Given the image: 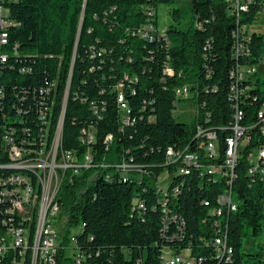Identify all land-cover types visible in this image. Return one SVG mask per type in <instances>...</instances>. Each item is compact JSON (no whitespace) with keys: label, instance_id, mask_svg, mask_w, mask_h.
Returning a JSON list of instances; mask_svg holds the SVG:
<instances>
[{"label":"trees","instance_id":"16d2710c","mask_svg":"<svg viewBox=\"0 0 264 264\" xmlns=\"http://www.w3.org/2000/svg\"><path fill=\"white\" fill-rule=\"evenodd\" d=\"M175 2L173 22L163 35L159 7ZM10 7L20 23L10 31L11 42H18L20 53L32 58L25 65L33 72L21 76L7 71L6 83L41 85L59 77L62 87L70 79L63 146L81 160L90 149L93 155L92 166L73 177L67 173L60 187L67 229L56 264H75L66 255L74 228L79 229L74 248L80 260L86 258L85 264H160L165 246L177 252L190 248L194 257L205 258L202 264L215 263L208 245L216 233L209 211L222 207L217 199L221 185L207 183L196 170L175 177L185 181L178 196L172 183L168 196L157 183L166 170L176 174L175 165H166L169 148L197 153L204 163L220 161L207 158L199 148V125L217 131L222 142L231 134L235 110L228 95L237 62V19L225 0H19ZM254 13H244L241 21H251ZM147 23L156 27L152 40L138 35ZM253 39L250 60L255 62L264 51V36L254 34ZM121 83L129 125L122 120L114 91ZM187 85L198 109L192 122L178 121L174 114L175 88ZM243 87H250V80L243 81ZM259 93L255 88L242 104L245 125L257 121L262 97L254 96ZM90 127L95 129L92 143L82 140ZM255 133L248 148L260 143ZM222 152L224 157V147ZM124 162L138 165L142 173L124 174L118 168ZM248 169L246 157H241L239 209L223 217H229V242L235 249L230 264H264L262 256L245 245V239L264 232V180L251 177ZM165 210L185 219L182 232L174 224L163 233Z\"/></svg>","mask_w":264,"mask_h":264},{"label":"built area","instance_id":"2783aa9c","mask_svg":"<svg viewBox=\"0 0 264 264\" xmlns=\"http://www.w3.org/2000/svg\"><path fill=\"white\" fill-rule=\"evenodd\" d=\"M18 2L19 0H0V264H56L65 236V233L63 236L60 234V226H55V220L62 222L64 216L58 199L60 187L67 173L70 172L73 177L79 175L83 168L92 166L93 155L90 149L81 160L76 151L65 150L63 146L70 79L68 84L62 87L59 77L45 84L30 86L19 83L9 85L4 79L7 71H16L21 76L33 72L32 66L25 65L29 64L32 58L21 54L19 43L13 44L10 38L11 29L20 26V23L12 18L10 7ZM225 2L237 19V27L233 31V57L237 62L230 72L231 85L228 95L235 110L233 122L229 127L231 134L222 142L217 131L199 125L196 133L199 148L207 158L220 161L204 163L197 153H189L187 149L176 151L169 148L166 165H175L176 174H170L166 170L158 177L157 183L163 196H168L171 183L172 190H177L178 196L182 193L185 181H178L175 177L187 176L192 170H196L198 175L204 178L202 180L221 185L222 190L217 199H222V207L209 211L212 226L216 231L208 243L214 251L213 264H230L234 259L235 249L229 242V217H223L239 209L240 200L236 185L241 157H246L248 161V174L264 180V51L258 55L255 62L250 60L254 52V34L264 36L254 28L255 24L262 22L264 26V0ZM253 9L254 17L251 21L243 23L242 15L250 13ZM152 13L154 12L151 9L150 14ZM155 30L153 23H147L140 28L138 35L152 40ZM60 59L63 60L62 57ZM166 72L173 75L170 67H167ZM243 80H250V87H243ZM259 80L263 81L261 85ZM255 88L261 92L254 96L255 99L262 97L257 121L245 125L242 104L253 94ZM114 91L117 93L122 120L129 125L132 123L131 114L125 105L123 84L117 85ZM175 98H178V103L193 100L190 87L187 85V93H179V87L175 88ZM197 114L196 106L195 117ZM208 121L209 118H206L205 122ZM255 131L260 143L248 148L252 132ZM83 133V141H95L94 127L85 129ZM118 168L126 175L133 171L142 173L138 165L126 162ZM163 175H169L170 178L165 177L162 181ZM174 178L177 180L173 184ZM136 202L139 207H144L143 203L138 200ZM163 204L166 206L167 201L164 200ZM165 211L167 213L162 222L163 233L168 232L169 227L174 224L182 232L186 228L185 219ZM78 232L79 229L76 228L75 232L71 231L66 255L72 257L75 264H85L86 258H74V246H78ZM176 237L177 235L171 236V240ZM69 250L72 254H69ZM262 258L264 260V255ZM160 261V264H202L205 258L194 257L190 248L177 252L170 246H165Z\"/></svg>","mask_w":264,"mask_h":264},{"label":"rangeland","instance_id":"374dc122","mask_svg":"<svg viewBox=\"0 0 264 264\" xmlns=\"http://www.w3.org/2000/svg\"><path fill=\"white\" fill-rule=\"evenodd\" d=\"M178 5V2H175L171 5H161L159 7L158 13H159V20L160 25L163 27V30L167 28L168 25H170L173 22L172 16H171V10ZM263 23V22H262ZM255 24L254 28L258 31H260L264 35V26L263 24ZM184 27L187 28L188 23L185 22ZM196 113V104L193 100L188 101H182L178 103L177 109L175 110V117L178 121H185V122H192V120L195 117ZM165 175V174H164ZM162 176V181L166 177L167 179L170 178L169 175ZM161 181V182H162ZM55 226L59 227V232L63 236V234L66 232V217L63 216L62 222H57ZM71 231L75 232V228ZM245 245L246 247L250 248L251 252L254 254H259L261 256L264 255V232L256 237H251L248 239H245ZM75 247V246H74ZM77 251L74 248V257L77 255ZM69 254H72L71 250H69ZM187 255V254H186Z\"/></svg>","mask_w":264,"mask_h":264},{"label":"bare ground","instance_id":"6f19581e","mask_svg":"<svg viewBox=\"0 0 264 264\" xmlns=\"http://www.w3.org/2000/svg\"><path fill=\"white\" fill-rule=\"evenodd\" d=\"M243 81H246L248 82V80H243ZM179 93H187V86H184V87H179ZM176 101H177V105H178V98H176ZM126 105V104H125ZM127 111L128 113H130V111L128 110V107H127ZM264 173V172H263ZM219 203L222 205V199H219L218 200ZM78 252V251H77ZM75 258H77V260H80V256H79V252L77 253V255H75Z\"/></svg>","mask_w":264,"mask_h":264}]
</instances>
